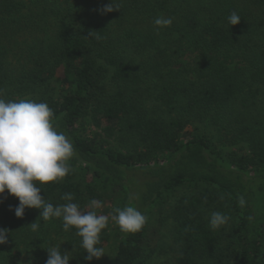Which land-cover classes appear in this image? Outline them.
<instances>
[{
	"label": "trees",
	"instance_id": "obj_1",
	"mask_svg": "<svg viewBox=\"0 0 264 264\" xmlns=\"http://www.w3.org/2000/svg\"><path fill=\"white\" fill-rule=\"evenodd\" d=\"M109 2L0 0V98L47 103L74 148L71 171L40 195L55 206L71 193L83 210L101 201L109 224L97 247L113 210L135 207L147 222L115 228L109 264H151V212L185 190L166 215L175 248L164 264H264V0H117L101 14ZM161 15L174 19L157 35ZM18 203L0 196V264H45L52 247L69 264H104L85 259L62 218L32 208L18 218ZM214 211L231 218L218 230Z\"/></svg>",
	"mask_w": 264,
	"mask_h": 264
},
{
	"label": "clouds",
	"instance_id": "obj_2",
	"mask_svg": "<svg viewBox=\"0 0 264 264\" xmlns=\"http://www.w3.org/2000/svg\"><path fill=\"white\" fill-rule=\"evenodd\" d=\"M119 8L117 0H110L99 11L107 14ZM173 19L163 15L157 17L153 21L156 34L161 29L170 27ZM240 21L241 18L235 11L227 17L230 26L237 25ZM53 116L47 103L32 99L5 101L0 98V196L7 192L18 198L19 203L14 208L18 218L23 217L26 208L41 210L40 218L45 221L62 218L64 231L76 229V235L81 238V247L87 253L85 259H100L105 252L97 245L101 243L102 230L109 224L108 215L97 213L102 202L92 199L86 206L87 210H83L79 204L72 202L71 193H65L61 199L67 203L54 206L45 201L40 195L41 187L37 186L62 180L71 171L68 161L74 154V148L66 135L54 127ZM238 203L241 207L245 206L243 196L238 198ZM230 219L228 215L214 211L209 217V227L218 230ZM111 220L121 232L135 234L143 229L147 217L128 205L123 209L115 208ZM29 226L33 232L39 229L37 221ZM8 235L7 229L0 228V245L7 243ZM47 251L45 264H69L68 252H62L60 247H52Z\"/></svg>",
	"mask_w": 264,
	"mask_h": 264
},
{
	"label": "rangeland",
	"instance_id": "obj_3",
	"mask_svg": "<svg viewBox=\"0 0 264 264\" xmlns=\"http://www.w3.org/2000/svg\"><path fill=\"white\" fill-rule=\"evenodd\" d=\"M62 77H63V71L62 68H59L56 72V78L54 84L58 85ZM109 142L111 146L116 147V143L114 142L113 138H109ZM184 191L182 190L177 193V196H173L169 198L168 202L165 205L164 210L160 212H156V211L151 212V218L149 219L148 226H149V232L152 235L153 247L157 248V251L153 253V257H155V259L151 264H164L166 260H169L170 258L169 256L172 248H175V240L172 233L173 223L172 220L166 215L168 213V210H170L171 206L174 205L175 199L178 198V196H180ZM162 217H166V218L160 221ZM111 226L113 228L110 227L108 229L109 234L106 237L105 243L103 244V246H101L105 252V255H103L104 264H109L113 256L114 247L116 244L115 228L118 226L112 220H111Z\"/></svg>",
	"mask_w": 264,
	"mask_h": 264
}]
</instances>
